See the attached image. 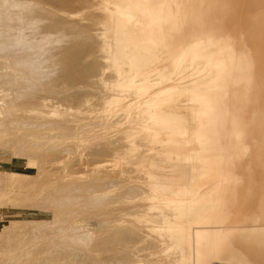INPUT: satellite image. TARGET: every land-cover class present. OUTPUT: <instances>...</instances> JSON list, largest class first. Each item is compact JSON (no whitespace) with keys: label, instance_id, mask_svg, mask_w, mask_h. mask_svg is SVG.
Here are the masks:
<instances>
[{"label":"bare ground","instance_id":"bare-ground-1","mask_svg":"<svg viewBox=\"0 0 264 264\" xmlns=\"http://www.w3.org/2000/svg\"><path fill=\"white\" fill-rule=\"evenodd\" d=\"M5 6L15 13L10 16L0 11V53L9 57L20 68L26 64V59L23 58L25 52L34 53L37 45L48 43L46 47H50L45 49V56L34 53L35 56L29 60L34 67L32 69L37 71L35 75L38 79L48 74L47 70L44 73V69H49L48 65H60L61 70L58 71L57 78L61 80L52 78L60 83L52 86L54 90L51 93H58L68 86L72 75L73 83L80 82L79 84L84 86L90 83L88 87L92 85L95 88L102 78L96 83V80L90 81L89 77L94 75L98 78L99 73L103 75L105 68L113 72H108L111 74V81L107 78V82H110L98 88L106 92L112 89L116 94L128 93V89L122 85L142 71L138 57L132 55L138 43H142L145 49H163L165 57L174 67L171 79L179 71L188 54L186 48L195 52V58L201 57L207 60L211 67L223 69L221 77L214 83L209 100H201L192 108L202 121L200 141L190 147L189 158L199 165L195 170L188 168L186 164L174 165L168 155L156 152L145 155L142 152L141 147L137 145L139 139L146 140L154 151V146L161 143V130L172 133L180 128L174 125L178 123L174 115L153 117L135 104L132 105V120L142 129L138 132L123 133L122 147H114L113 152L112 148L106 149L105 144L103 148L106 152L102 154L112 158L109 162L113 163L111 166L114 167L131 163L135 166L132 170L135 177L144 182L143 185L135 184L129 187L132 196L125 187V191L129 192L125 195H129L133 202V208L124 216L132 219L130 236L133 234L134 237L131 236L130 240L133 237V242L138 248L133 247L137 250L132 252L135 256L134 264H171L170 254L173 252L177 262L181 258L179 264H264V0H0V8ZM81 14H86L89 24L83 23L85 20L80 18ZM15 32L24 34L28 43L19 44L14 37ZM84 52L87 57L99 56L106 66H100L102 61H98V57L94 59L95 62L88 57L92 62L90 64L86 59L85 62L81 56ZM43 57H47L49 64H45L46 61L41 62ZM2 69L3 67L1 73L6 70ZM53 70L51 71L54 73ZM13 78L9 79L13 81L11 88L20 86L21 83L15 82ZM46 79L50 78L47 76ZM147 79L145 78L146 81ZM7 80L0 78L2 94L3 91L7 92L4 86ZM51 80L49 82L53 83L54 80ZM127 88L133 90L134 86ZM89 96L90 92L79 89L69 94L65 104L81 106L87 102ZM117 101V97L105 95V98L98 99V104L95 105L110 108ZM93 103L90 102L87 106ZM90 109L92 110L91 107ZM63 116L65 115L55 112L51 118ZM171 142L169 140L168 143ZM100 151L95 153L102 157ZM91 160L87 162L91 163ZM102 160L103 162L100 160L96 165H102L104 162L108 164L109 159ZM201 162H204L208 169H212L210 174H202ZM96 165L94 163V166ZM106 165L102 167L106 168ZM113 181L110 183L118 185L122 180ZM101 185L103 184H99L98 188H101ZM74 186L69 190H78L80 187L77 189ZM113 187L116 188L115 185ZM93 191L95 195V188ZM84 195L86 196L85 193L82 194ZM57 201L58 199L51 201V204ZM111 204L109 203V206ZM57 207L55 206L56 209ZM126 229H123L124 232L129 234L130 230L127 233ZM119 234L116 235L121 238ZM125 237L121 238V244L128 239ZM130 240L128 242L131 243ZM126 245L127 250L129 245ZM59 248L61 250V247ZM67 250L73 252L71 248ZM128 250L130 254V249ZM80 257L78 258L81 259ZM128 257L132 258L129 255ZM125 259L124 264L129 262L127 257Z\"/></svg>","mask_w":264,"mask_h":264},{"label":"rangeland","instance_id":"rangeland-1","mask_svg":"<svg viewBox=\"0 0 264 264\" xmlns=\"http://www.w3.org/2000/svg\"><path fill=\"white\" fill-rule=\"evenodd\" d=\"M0 11L10 16L15 13L14 10L6 6L0 8ZM80 18L86 21H83V23L89 24L86 14H81ZM14 37L21 45L28 43L22 33L15 32ZM47 45L48 43L46 45H37V48L34 50L36 52L34 53L36 55L44 54L45 56L46 50L50 47V45L46 47ZM186 51L188 54L184 62L180 65L179 71L173 76L174 78L171 79L170 75L174 72V67L165 57L163 49L156 47L145 49L142 43H138L134 47L132 55L138 57L142 71H139L138 75L129 78L122 85L128 89V93L118 94L112 91V89L106 92L98 88V86L111 81L112 77L110 75L113 72L108 68L104 69L103 75L99 73L98 78L97 76L94 77V75L89 77L90 81L96 80V83L102 78L100 80L102 82L99 81V85L96 84L97 87L95 88L92 85L88 87L90 83L85 86L79 84L80 82L73 83L72 79L74 76L72 75L70 78L72 82H68V86L64 87V89L62 88L58 93L56 91V93H51L54 90L52 86L59 84L61 80V78H57L59 75L58 71L60 72L61 70L60 65L57 66L58 68L51 65L54 70L48 65L49 69H44V73L47 70L52 74V77L49 76V72H47L48 74H44L45 77L42 75V71L41 75L43 77L42 79H38L35 75L37 71L32 69L34 67L29 60L35 56L34 53L25 52L23 54L26 64L20 68L9 57L2 56L0 53V71L2 67L6 69H4L5 71L2 69L3 73L0 72V78L8 79L5 82L6 84H4L7 92L3 91V94L1 93L2 91L0 92V264H7L9 261H15L14 263L9 262V264H120L121 262V264H124L123 262L126 261V257L129 262L125 264H134V251H137L136 249L138 248L133 242V234L130 240L132 219L127 216L125 217L124 214L133 208V202H131V197L129 196L131 195L129 187L135 184L143 185L144 182L135 177L134 172H132L135 166L131 163L124 164L121 167L111 166L113 163L109 161L112 158L109 156L107 158L102 153L106 152V150L104 151L105 148H112L113 152L114 147L117 148L118 145L119 148L122 147L123 133L128 131L138 132L142 129L138 123L132 120V105L135 104L148 111L153 117L174 115L178 122V125L176 123L174 125L180 128L179 131L172 133L161 130V143L154 146V151L146 140L139 139L137 145L141 147L145 155H152L153 152H156L157 154L168 155L170 162H173L174 165L177 164L176 166L179 163L181 165L186 164L188 168L191 167L194 170L196 166H199L189 158L191 154L190 147L195 142L200 141L202 129V121L192 108L201 100H206L204 102L209 100V96L214 89V83L221 77L223 69L215 66L211 67L208 65V61L201 57L195 58L193 50L186 48ZM86 54L84 52L81 55L85 62L88 60V57L89 59L92 58L91 61L97 57L100 59L99 56L87 57ZM46 58L43 57L41 62L46 61L45 64H49ZM88 61L89 64L92 63L90 60ZM98 61H102L100 63L102 68L106 66V63L102 59ZM47 76L50 79H46ZM53 77L59 79V81L55 82V78L52 79ZM12 78L15 82H20V86L11 88V82L13 81H9V79L11 80ZM107 78H109V82H107ZM145 78H148L147 81ZM51 79L54 80L53 83L49 82ZM46 81L48 83H45ZM145 83L146 85L143 86ZM133 86V90L127 88ZM79 89L80 91L84 89L90 92L89 98H92H90L91 101L87 98L89 100L86 99V104L82 103L81 106L72 105L75 107H72L69 103L65 104L69 94H73ZM105 95L117 97V103L110 108L97 107L95 104H98V99H104ZM94 97H97V99ZM3 100L4 102H2ZM90 102L93 103L94 107L92 104H90L91 106H87ZM75 108L78 109V112ZM55 112L65 116L51 118V115ZM182 130L184 131L182 132ZM2 132L6 134L2 135ZM117 137L119 138L117 139ZM169 140L172 142L168 143ZM109 141L114 144H111ZM98 146L100 147L98 148ZM96 151H100L99 153L103 155V158L101 155H96ZM84 154L87 156H84ZM102 159L105 161L109 159V165L106 162L102 165H96L98 162H103ZM89 160H91V163L87 162ZM92 161L98 167L94 166ZM204 162L200 163L202 164L200 171L202 174H210L212 169H208ZM105 165L107 166L106 168L102 167ZM64 174L66 175L64 176ZM79 177L83 179H77ZM119 179L122 180L121 182H125L121 183ZM96 180L97 182L99 180V182L97 183ZM113 180H117L121 184L110 183ZM79 181L84 182L79 183ZM77 182L78 184L76 185ZM104 183H107V185ZM72 184L73 186L75 184L77 189L80 186L79 189L69 190L73 187ZM99 184H103L100 186L101 188H98ZM105 185L112 189L106 188ZM114 185L116 188L113 187ZM75 186L74 188H76ZM81 187L84 189H81ZM90 187L93 190L95 188V195L93 194L94 191L90 190ZM125 187L130 192L129 195H125L129 193L126 192L127 190L125 191ZM101 190L104 192L100 193L102 192ZM66 193H68L67 196ZM84 193L86 196H82ZM79 195L80 197H78ZM105 197L107 200L104 199ZM116 198L117 200L115 201ZM54 199H58V201L51 204V201H56ZM60 201L64 205H61ZM119 201L120 203H117ZM109 203L111 206H109ZM114 204L117 206H114ZM58 205L62 207L60 208ZM55 206H58L57 209H60L57 210ZM44 208L45 210H43ZM53 208L56 210L54 211ZM54 212L55 215L53 216ZM122 227L124 230L128 229H126L127 233L130 230L129 234H126ZM8 229H10V233L13 232L11 236L10 233L8 234ZM75 229L76 232H74ZM4 230L6 231L3 232ZM114 230L117 231L115 232ZM122 230L125 234L121 232ZM117 233L121 234V238L129 235V237H125L128 239L124 241V244L126 242L127 245H125H129L127 250L130 249V254L129 250H126L125 245L121 244V238L116 235ZM66 237L70 239H64ZM71 240L73 242L76 241L73 244ZM78 240L81 241L78 242ZM129 240L134 245L132 242H128ZM9 241H13V243ZM35 245L37 246L34 247ZM59 247H61V250ZM63 247L64 251H62ZM68 247L73 249V252L67 250L69 249ZM133 247H136V249ZM23 248H26V250ZM123 250L125 251L123 252ZM77 251H80V253H77ZM120 251L122 252L120 253ZM125 255L126 257H124ZM128 255L132 258L129 259ZM170 256L171 264H179L181 262V258L177 262L174 252Z\"/></svg>","mask_w":264,"mask_h":264}]
</instances>
